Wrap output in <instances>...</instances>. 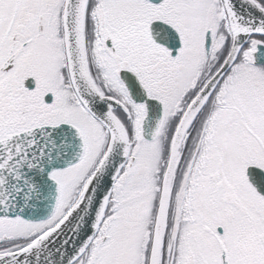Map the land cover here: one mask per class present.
I'll use <instances>...</instances> for the list:
<instances>
[{"label": "snow or ice", "instance_id": "snow-or-ice-1", "mask_svg": "<svg viewBox=\"0 0 264 264\" xmlns=\"http://www.w3.org/2000/svg\"><path fill=\"white\" fill-rule=\"evenodd\" d=\"M0 264H264V0H0Z\"/></svg>", "mask_w": 264, "mask_h": 264}]
</instances>
